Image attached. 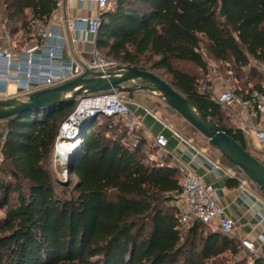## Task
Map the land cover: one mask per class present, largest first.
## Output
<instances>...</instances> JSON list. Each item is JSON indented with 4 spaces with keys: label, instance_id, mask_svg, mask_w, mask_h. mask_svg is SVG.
Returning <instances> with one entry per match:
<instances>
[{
    "label": "trees",
    "instance_id": "trees-1",
    "mask_svg": "<svg viewBox=\"0 0 264 264\" xmlns=\"http://www.w3.org/2000/svg\"><path fill=\"white\" fill-rule=\"evenodd\" d=\"M0 7L21 47L39 37L58 0H0ZM100 20V53L169 76L167 81L252 153L244 132L224 124L230 117L213 98L211 84L200 90L193 69L207 77L210 59L222 65L235 94L264 93V73L251 65L264 64V0H113ZM78 102L0 120V137L6 134L0 173L9 177L0 175V264H246L247 259L233 261L243 251L238 239L200 221L180 228L171 203L182 188L181 173L165 162H150L144 139L134 148L124 145L120 118L115 124V117L101 115L105 124L100 116L87 124L69 165L77 180L59 187L47 162L62 122ZM220 163L236 172L229 185L252 182L221 154ZM252 264L264 259L254 256Z\"/></svg>",
    "mask_w": 264,
    "mask_h": 264
},
{
    "label": "built area",
    "instance_id": "built-area-1",
    "mask_svg": "<svg viewBox=\"0 0 264 264\" xmlns=\"http://www.w3.org/2000/svg\"><path fill=\"white\" fill-rule=\"evenodd\" d=\"M84 1V0H82ZM98 9L99 15L93 18H80L74 28L81 34L97 33L100 25V14L112 7L113 0H91ZM73 27V24H71ZM44 37L54 38L52 32H42ZM5 38L10 39L8 31ZM118 65H123L115 60L106 59L99 50L93 52V57L86 63H80L72 57H67L63 45H35L24 47L19 53H14L9 46L0 47V99L8 95V86L14 83L20 94L27 95L29 92L43 88L59 85L71 78L83 73L86 68L93 71L107 73L114 70ZM213 98L231 112L235 107H240L249 119L255 120L264 116V93L253 90L244 97L237 95L233 90L224 88L220 93L214 94ZM88 104L87 109L83 105ZM100 115L120 118L126 129V136L122 143L130 148L137 147L141 140L146 141V146L153 144L157 147L158 155H149V161L162 163L159 157L167 151L168 138L165 134L156 135L145 132V125L123 98L122 93L117 90L109 92H98L80 97L75 110L62 122L59 137L55 145L54 154L60 163L72 159L73 155L82 145V130L93 120V117ZM92 116V117H91ZM245 133L249 131L241 128ZM174 134L181 140L187 141L192 148L195 146L174 131ZM5 133L0 137V150L5 139ZM255 138L258 142L264 141V130L256 131ZM63 142L73 143L72 148L64 156L59 155L60 146ZM152 142V143H151ZM196 155L191 153V162H194ZM213 168L220 174V165L211 162ZM176 168L182 175V188L175 194L174 201L177 208V219L180 228L186 229L195 221L203 222L211 231L235 238L238 230L236 221L229 215L228 211L219 203V196L216 187L208 183L198 174L191 164L178 162ZM245 187V181H242ZM264 222V215L261 217ZM264 243V236H260ZM242 248L250 253L257 254L255 243L248 237L238 239Z\"/></svg>",
    "mask_w": 264,
    "mask_h": 264
},
{
    "label": "crops",
    "instance_id": "crops-1",
    "mask_svg": "<svg viewBox=\"0 0 264 264\" xmlns=\"http://www.w3.org/2000/svg\"><path fill=\"white\" fill-rule=\"evenodd\" d=\"M98 15V9L95 4L91 3V0H58V8L55 10L51 19L45 26L39 28V37L32 39L21 47L19 46L20 48L18 50L16 49L17 42L11 36L10 39L5 38V32L8 30L5 27L6 21H3L1 26L4 31L0 35V47L10 46L13 51L16 49V52L19 53L24 47L42 46L45 44L63 45L67 57H72L80 63H86L92 59L93 52L98 50L96 42L97 33L80 34L74 28V24L80 18H93ZM71 24H73V27ZM49 31H52L56 36L54 38L44 37L42 32ZM251 65H256L264 73V64H258L252 61ZM207 77L212 78V80L211 78L209 79L212 81L211 88L213 95L220 93L224 88L232 85L228 79L220 76H212V70L208 73ZM261 85L264 88V80L261 82ZM12 97L25 99L26 95L20 94L15 84L11 83L8 86V95L4 98ZM127 104L131 110L142 118L145 125L144 133L146 135L163 133L168 138L167 151L163 154L165 160L161 162H165L171 167H176L178 162L189 163L205 181L212 183L217 189L219 203L225 207L229 215L237 223L238 230L236 231L235 238H250L256 245L257 254H250L243 248L242 250L252 261L254 256L264 259V243L260 237L261 235L264 236V222L260 218L264 215V193L253 182H249L248 187L246 185L242 187V182L239 186L229 185V179H232L236 174L233 169L218 163L221 172L220 174L217 173L211 163L216 161L206 152L198 149L196 146L194 149L187 141L178 138L171 127L163 123L156 115L152 114L140 103L134 101V99L127 102ZM227 112L232 124L240 129L244 127L249 131L248 133L244 132L248 146L252 150L258 151L264 159V141L258 142L255 138L256 131L264 130V116L251 120L240 107H235L233 112L229 110ZM191 153L196 155L194 162H191ZM229 169H231L230 172L227 171Z\"/></svg>",
    "mask_w": 264,
    "mask_h": 264
},
{
    "label": "water",
    "instance_id": "water-1",
    "mask_svg": "<svg viewBox=\"0 0 264 264\" xmlns=\"http://www.w3.org/2000/svg\"><path fill=\"white\" fill-rule=\"evenodd\" d=\"M221 15H225L224 7L221 8ZM113 90L121 93H159L170 113H177L185 119L208 140L212 148L240 168L264 192V164L163 76L140 67L118 65L106 74L86 68L83 73L59 85L29 92L25 99H0V120L26 111L74 102L87 94Z\"/></svg>",
    "mask_w": 264,
    "mask_h": 264
},
{
    "label": "rangeland",
    "instance_id": "rangeland-1",
    "mask_svg": "<svg viewBox=\"0 0 264 264\" xmlns=\"http://www.w3.org/2000/svg\"><path fill=\"white\" fill-rule=\"evenodd\" d=\"M5 14L0 7V35L4 31L1 26L2 22H5ZM7 28V25L5 26ZM18 39H15L17 42ZM19 41V40H18ZM20 47L17 44L16 49L18 50ZM16 49L14 50V53L16 54ZM103 56L106 59H112L106 55L103 54ZM113 60V59H112ZM209 63V72L212 70V76H220L225 78L224 72L222 70V65L217 64L216 62H211L210 59H207ZM180 67L186 68V69H192V67L188 66L187 64H178ZM195 70L198 75H199V84H200V90H205L209 84H212V78L211 77H206L201 73V71ZM160 74L166 79L170 80V77L163 74L160 72ZM211 78V80L209 79ZM231 90L236 89V85L232 83L231 86L228 87ZM2 96V95H0ZM123 98L127 101L130 102L131 100L134 99V101L140 103L142 106H144L148 111H150L152 114L156 115L163 123H165L167 126L171 127L175 132L180 134L183 138L191 142L194 146H196L198 149L206 152L214 161L217 163H220V153L212 148L209 145L208 140L201 135L196 129H194L185 119H183L179 114L177 113H170L169 110L166 107L165 101L160 97L159 93L154 94L148 91H138V92H132V93H122ZM101 117V115H100ZM118 118H114L115 124L118 122ZM100 123L106 122V118L101 117L99 120ZM231 122L224 121L225 125H230ZM122 127V126H121ZM103 129V128H102ZM72 145V143H71ZM146 150L148 154H153V155H158V150L157 147H155L153 144H149L146 146ZM254 155L257 157L262 158V155L256 151V150H251ZM73 159V157H72ZM72 159H67L65 163H60V161L55 157V154L51 156V158L47 162V166L52 174L53 180L59 187H71L73 184L76 182L77 178L73 174L69 173V165L72 161ZM3 156L0 150V165H3ZM159 160L164 161L165 157H159ZM264 160V159H263ZM231 169L227 170L230 172ZM1 178L3 179H9L7 175H2L0 173ZM245 185L248 187V183L246 180ZM13 197L16 195L13 194ZM14 202V201H13ZM171 204H175L174 201H172ZM4 210H0V217L3 216ZM209 229V228H207ZM247 259L246 264H250L252 260L246 255L244 251H241L238 256L233 260L234 262H238L240 260Z\"/></svg>",
    "mask_w": 264,
    "mask_h": 264
},
{
    "label": "bare ground",
    "instance_id": "bare-ground-1",
    "mask_svg": "<svg viewBox=\"0 0 264 264\" xmlns=\"http://www.w3.org/2000/svg\"><path fill=\"white\" fill-rule=\"evenodd\" d=\"M88 107H89L88 104L83 105V109H87ZM72 146H73V143L71 145V142H63V144L60 146V152L58 154L65 157V155L67 154V152H69Z\"/></svg>",
    "mask_w": 264,
    "mask_h": 264
}]
</instances>
